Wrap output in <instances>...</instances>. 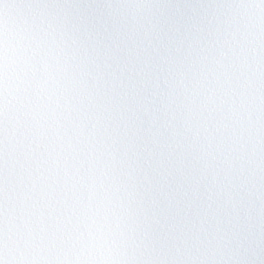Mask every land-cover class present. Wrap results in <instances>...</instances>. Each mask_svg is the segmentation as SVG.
I'll return each mask as SVG.
<instances>
[{
  "label": "snow or ice",
  "instance_id": "6c2138e0",
  "mask_svg": "<svg viewBox=\"0 0 264 264\" xmlns=\"http://www.w3.org/2000/svg\"><path fill=\"white\" fill-rule=\"evenodd\" d=\"M0 264H264V0H0Z\"/></svg>",
  "mask_w": 264,
  "mask_h": 264
}]
</instances>
